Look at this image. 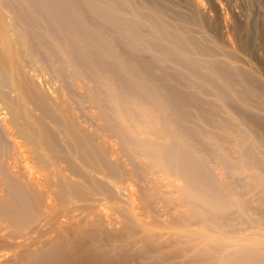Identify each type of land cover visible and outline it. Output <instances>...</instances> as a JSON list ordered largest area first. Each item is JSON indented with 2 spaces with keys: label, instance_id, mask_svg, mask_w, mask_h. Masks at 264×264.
Here are the masks:
<instances>
[{
  "label": "bare ground",
  "instance_id": "bare-ground-1",
  "mask_svg": "<svg viewBox=\"0 0 264 264\" xmlns=\"http://www.w3.org/2000/svg\"><path fill=\"white\" fill-rule=\"evenodd\" d=\"M182 1L0 0L5 264H264L243 211L264 221L255 21L216 0L223 47Z\"/></svg>",
  "mask_w": 264,
  "mask_h": 264
},
{
  "label": "rangeland",
  "instance_id": "rangeland-1",
  "mask_svg": "<svg viewBox=\"0 0 264 264\" xmlns=\"http://www.w3.org/2000/svg\"><path fill=\"white\" fill-rule=\"evenodd\" d=\"M174 1L175 0H169V2L171 4H173V5H175L177 3L176 4V7H179L181 5V3H183L182 4L183 8L184 7L186 8V6H188L186 9H184L185 11L187 9L191 10L189 8L190 6L189 5H186L184 3V1H182V0H176L175 3H173ZM201 1H202V5H203L202 6L201 13H203V15L201 13L200 14L198 13V17L200 18V22L201 21L203 22V24L201 22V25L204 28V30L205 31L207 30L206 31L207 33L204 31V33H205L204 36L212 37V40L215 41L218 45L220 44V46L223 45V47H226L225 45H226V42H228V41L226 39V35H225L224 30L223 29L221 30V28H222L221 26L223 25V23H222V19H219V18H221L219 16L220 15V12L216 8V4L214 5V3H215L216 0H201ZM237 1L239 2L238 3L239 6H242L241 8H243V9L240 8L241 11H244L245 10L244 12L247 13V17L249 16L248 17L249 22L250 21H252V22L255 21V22H253V25H256V30L254 29L255 31L253 30V33H251L249 35V41H246V46H247V53H246L247 56L245 55V57H247L246 60L249 61V63L260 73L261 78L264 79V74H263L264 73V29H263L264 23L261 20L262 17H260V15H259L260 12H262V10H263V12L261 13V15L264 14V0H255V1H253V0H251V1H249V0H247V1L246 0H244V1L243 0H237ZM241 1H242V3H240ZM244 2L246 3V5H245ZM178 4H179V6H178ZM208 4H209V7H208ZM240 4H242V5H240ZM257 7H258V9H257ZM246 8H247V10H246ZM224 10H225V13L227 14L226 17L227 18H230L232 20V22H230V23L231 24H234V30L235 31H234V33L233 32L232 33L234 35H236L237 34V28L239 27V23L240 22L238 21V19L236 18V16L233 13H231L229 10H227V8H224ZM224 10H222V11H224ZM217 12L219 13V15L217 14ZM257 13H258V15H257ZM259 17H260V19H259ZM251 18H253V19H251ZM205 19H206V21H205ZM258 20H259V23H258ZM205 22L207 23V25H206ZM262 24H263V27H262ZM258 25H259V27H258ZM208 33H209V35H207ZM233 34H231L232 35L231 36V40H232V38H233V40L232 41L230 40L229 33H228V39L230 40V42L235 43L234 40H235L236 37L234 38ZM224 41H226V42H224ZM227 46H228V44H227ZM234 47H235V45H234ZM243 211H244L245 215L247 216V218H249V220L252 221V223L251 224L249 223L250 225H248V226L249 227H252L253 226L255 228L254 229V232H253V234L255 235V238L256 239H262L261 238V235H264V221L262 220L261 216L257 215L252 210V208L250 206H248L246 208H243ZM245 222L246 221L234 222L235 223V226L234 227L233 226H229V227H225V228L217 227L212 222H207V223H205V224H203L201 226H198V229H200V231H202V233L204 232L205 235H210V236H214V235H219L220 236L221 235V237L226 236V237H229L230 238V237H235L237 235V234L235 235L234 232L231 233L232 231H235V229H234L235 227L238 226L239 228H242V229L249 228L246 225L247 222L246 223ZM168 223H171V222H168ZM241 225H243V226H241ZM195 237H197V236H195ZM197 239L198 240H194L193 242H195L196 244H199V242H201V239H199L198 237H197ZM38 245L39 244H37L36 246H38ZM36 246L34 244V247H36ZM2 249L3 248H1V251H3ZM4 251H5V248H4ZM1 260L2 259H0V261ZM2 261H4V264H5L6 261H8V260H2ZM1 264H3V262H1Z\"/></svg>",
  "mask_w": 264,
  "mask_h": 264
}]
</instances>
